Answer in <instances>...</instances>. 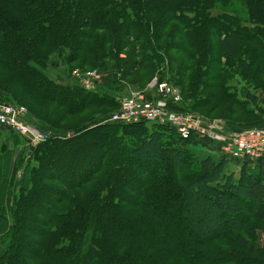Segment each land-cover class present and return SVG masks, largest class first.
Wrapping results in <instances>:
<instances>
[{"label": "trees", "instance_id": "obj_1", "mask_svg": "<svg viewBox=\"0 0 264 264\" xmlns=\"http://www.w3.org/2000/svg\"><path fill=\"white\" fill-rule=\"evenodd\" d=\"M236 1L246 19L234 0H0V104L25 108L41 131L72 136L29 157L26 139L0 125V264H264V245L243 237L252 217L264 239V158L228 172L227 159L199 160L190 149L209 139L102 123L119 109L121 74L137 77L134 85L179 86L187 113L205 106L207 79L225 84L220 61L244 58L241 75L262 82L264 0ZM131 47L133 65L117 57ZM171 52L185 56L181 76ZM79 63L109 84L84 90L73 81ZM260 95L233 102L238 115L258 120ZM60 111L96 113L67 129L49 118ZM230 229L240 235L229 260L214 245Z\"/></svg>", "mask_w": 264, "mask_h": 264}, {"label": "rangeland", "instance_id": "obj_2", "mask_svg": "<svg viewBox=\"0 0 264 264\" xmlns=\"http://www.w3.org/2000/svg\"><path fill=\"white\" fill-rule=\"evenodd\" d=\"M234 7L237 9V13L238 15L242 18V19H246L247 13L244 11V9L242 8L241 4L239 2H237L236 0H234ZM219 12H229V10L223 9L222 7H218V9H216ZM215 10V11H216ZM214 11V12H215ZM90 34H93V31H89ZM264 35V33H263ZM121 54H118V58L123 60L125 63H129L132 62L131 65L134 64V62L136 61V63H138L137 59H132V53H133V47L120 52ZM172 57H178L179 58V63H176L173 67V69L179 73V75L181 76V72H182V67L184 66L185 61L183 57H185L182 54H177L176 52H171ZM263 55V54H262ZM261 55V57L263 58V56ZM245 59L241 58L240 61H236V62H225V61H220L219 65L217 66V71H223V72H227L228 74L225 75H220V79L221 81L225 82V84L220 85L218 83V81H216L213 77H210L209 79H207L209 87L211 88V90H208L204 97L202 98H206L205 101V106L196 111V112H191L194 115H197V117H201L204 118L205 120L208 121H215L216 123L220 124L225 130L227 131H232V132H243V131H247V130H252V129H264V71H263V75H262V69H264V62H261L262 64V69H261V75L262 77H260V81L262 82H247L244 77L241 75L243 74V70L241 69V63H243ZM83 67L82 63L77 64L76 68L79 69L77 71H80L81 73H85L88 71H92L93 69H89L88 67H84L85 69L82 70L81 68ZM87 68V69H86ZM256 68L257 67H253V71L251 72L252 76H256ZM127 71V68H126ZM63 72V71H62ZM93 72L98 73L99 75H97L98 79H99V85L96 88L97 91L103 86H107L109 84V80H108V74H101L98 70H94ZM61 72L57 71L56 74L60 75ZM75 73V72H74ZM185 76L186 75H190V73H183ZM64 75V74H62ZM141 75V74H139ZM125 77H123V75L121 74L119 76V80H120V84L118 86V89L116 91H114L113 93L115 94L116 97V102L119 104V101L125 97H129L132 94H135L137 92H143L146 93L148 95H150V92H153L155 90V84H162V83H167L165 82H159V80L157 78H154L153 81L151 83H149L147 85V81H145L142 84H137L134 85L135 81L137 80V77H131L128 80L124 81ZM73 81L76 82L77 78L73 77ZM169 84V83H167ZM171 85V84H169ZM256 85H261L262 86V91L260 94L258 92L255 91L256 89ZM173 86V85H171ZM176 89H178L179 91H181L179 86H174ZM179 87V88H178ZM221 88L224 89V91L221 90ZM96 91V90H95ZM93 91V92H95ZM96 91V92H97ZM181 94L183 95V93L181 92ZM262 96V98L260 99V102H256V104H258L259 109L261 110L260 112L263 114L260 116V118H258V120L256 121H252L253 118L250 117H246L243 116L241 113L238 115V113L240 112L238 110V108L236 107V105L233 102H242V100L245 99V97L250 96V97H254V99H256L255 96ZM229 97V100H228ZM186 96H183L182 99L185 100ZM240 102V103H241ZM189 103V102H188ZM246 103V102H244ZM0 106H12L16 109H24L26 111V117L28 116V111L25 108H21L19 107L17 104L13 103H1ZM26 106H28V104H26ZM249 106V105H248ZM174 108H176L177 110L180 111L181 110H188L187 106H185V109H183V105L182 106H174ZM52 112L56 111V108L52 107L51 108ZM48 108L47 110H44V112H40L44 117H48L47 113H48ZM51 112V113H52ZM238 112V113H237ZM96 112H92L89 114V112H86L82 115H78L75 117H69L64 115V112L60 111L58 116H51L49 118H51V120L57 124H60L63 128H67V129H73L75 126L79 125L80 123L86 122L89 120L90 116ZM98 114V113H97ZM96 114V115H97ZM62 117H64V121L62 120ZM115 124H119V123H115ZM119 125H123V124H119ZM205 126H207V124H205ZM7 132V131H6ZM11 133V132H9ZM7 132L6 136L8 137L9 134ZM13 134V133H12ZM19 136V135H18ZM191 150L197 155L195 156L197 159L202 160V159H206L208 157H212L214 158L216 161L220 160V156L222 154V152L220 151V145L216 142H212L210 144V146L208 147H204L202 145L199 146H193L191 147ZM238 162L237 161H233V160H228V168L227 171H238L236 170L234 165H237ZM239 177V176H238ZM249 225H250V230H248L247 232L243 233V237L247 236L248 240H254L255 243L258 244L259 246H263L264 245V239L263 236L260 234L258 225L256 224V221L252 218L249 217ZM237 235H240L239 232L234 231L233 229H230V232L227 234V236L225 237V239L221 242H218L214 245L215 249H218L221 251V253H223L225 255L226 258H229L231 254H233V247L232 245H234L232 242L237 238ZM251 235V237L249 236ZM257 241V242H256ZM1 251V249H0ZM232 259V257L229 258V260ZM232 261H236L235 259Z\"/></svg>", "mask_w": 264, "mask_h": 264}, {"label": "built area", "instance_id": "obj_3", "mask_svg": "<svg viewBox=\"0 0 264 264\" xmlns=\"http://www.w3.org/2000/svg\"><path fill=\"white\" fill-rule=\"evenodd\" d=\"M96 72L88 71L73 74L77 83L86 91L93 92L99 83ZM181 92L167 84H155L150 95L137 92L119 101V109L106 121L124 125L150 123L175 129L178 135L188 140L192 135L208 138L221 145L225 157L237 161L259 160L264 158V130L252 129L240 133L229 132L215 121H208L197 115L174 108L182 103ZM207 124V126H205ZM0 125L30 140L37 147L51 139H68L71 134L47 133L29 124L24 109L0 106Z\"/></svg>", "mask_w": 264, "mask_h": 264}, {"label": "water", "instance_id": "obj_4", "mask_svg": "<svg viewBox=\"0 0 264 264\" xmlns=\"http://www.w3.org/2000/svg\"><path fill=\"white\" fill-rule=\"evenodd\" d=\"M34 151H35V148L32 147V149H31V151H30V153H29V157L33 154Z\"/></svg>", "mask_w": 264, "mask_h": 264}, {"label": "crops", "instance_id": "obj_5", "mask_svg": "<svg viewBox=\"0 0 264 264\" xmlns=\"http://www.w3.org/2000/svg\"><path fill=\"white\" fill-rule=\"evenodd\" d=\"M191 149V148H190ZM194 153V152H193ZM195 154V153H194ZM252 163H256V161H254V160H250ZM237 166V165H236Z\"/></svg>", "mask_w": 264, "mask_h": 264}]
</instances>
